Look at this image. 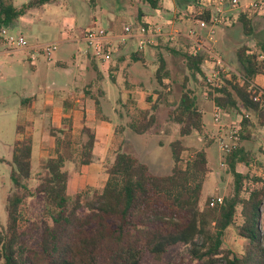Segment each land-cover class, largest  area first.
I'll return each instance as SVG.
<instances>
[{
  "label": "trees",
  "instance_id": "16d2710c",
  "mask_svg": "<svg viewBox=\"0 0 264 264\" xmlns=\"http://www.w3.org/2000/svg\"><path fill=\"white\" fill-rule=\"evenodd\" d=\"M56 0H30L17 9L13 0H0V31L14 28L18 19L34 7H42ZM91 3L94 0H89ZM156 9L158 0H144ZM195 0H176L178 7ZM246 39L255 41V50L246 45L237 51L242 70L240 76L224 79L221 88L208 91L212 101L225 111H237L241 116V142L252 137L251 127H264V100L255 101L258 89L249 90L252 80L264 64V36H258L254 22L241 16ZM166 50L181 56L193 77L202 76V55L190 56L166 46ZM132 58L140 60L138 53ZM261 59V61H259ZM94 69L97 66L92 62ZM169 76L166 63L160 59L156 72L159 83ZM176 107L168 110L170 120L179 126L181 137L193 132L203 134V114L193 92L184 87ZM162 96V93L159 94ZM151 102V98L148 97ZM98 104V101H96ZM158 105L137 110L132 117L130 129L139 135L151 131L157 124ZM251 116L256 121L253 123ZM24 128L17 126V134ZM65 138L61 143L55 130L56 156L43 165L44 173L34 177L31 137L15 141L10 161L0 158L10 168L12 189L6 196V223L0 229V261L2 264H141L146 254L160 260L171 247L182 244L190 247L193 261H217L224 264H264V235L261 230V208L264 204V181L246 194L249 176L238 169L250 165V156L241 142L224 162L233 176V193L221 204L211 206L216 197H207L203 203L204 184L209 174L205 150L188 149L182 140L170 144L173 160L171 172L155 175L148 165L137 156L118 151L113 162L106 168L107 182L104 188L92 193H68L70 174L64 169L66 161L72 160L71 133L59 130ZM85 140L79 152V163H92L97 142L93 131L84 126ZM191 157L183 159L184 152ZM36 180V184L31 182ZM43 197L40 238L31 246L27 238L29 230L23 225L21 208L26 199ZM240 209L241 223L236 225ZM246 241L241 254L224 248V236L230 227ZM176 264H188L183 258Z\"/></svg>",
  "mask_w": 264,
  "mask_h": 264
},
{
  "label": "rangeland",
  "instance_id": "374dc122",
  "mask_svg": "<svg viewBox=\"0 0 264 264\" xmlns=\"http://www.w3.org/2000/svg\"><path fill=\"white\" fill-rule=\"evenodd\" d=\"M28 0H13L16 7H22ZM78 7H81L80 2ZM82 8L84 16L81 17V12L76 7L77 21L68 28L69 22L60 23L57 28H50V32L39 31L38 25L33 27L29 33L26 30H21L24 36L36 39L41 43L55 42L59 49L55 51L48 63L47 59L39 55L37 60L29 61L30 52L23 49H16L7 54L4 52V47L0 48V157L5 161L10 160L9 145L12 144L15 138V126L19 118H24L20 110L16 109L20 106L21 99L26 96H36L37 99L32 105L35 111H28L30 119L32 118V127H28V131H34L33 127H40L42 132L35 129L33 140L35 141L41 135L35 144V157L33 158L34 177L44 173L43 165L49 157H55V146L61 149L62 145L56 143L55 138H59L61 143L65 141L62 133L59 130L70 128L72 160L66 161L64 169L72 174L70 182V192L92 193L93 191H101L105 185L107 173L106 168L112 163L115 152L118 147V140L121 141L122 151L129 152L137 156V158L147 164L150 172L155 175H167L173 167L170 144L176 140H182L188 149L205 150L209 174L206 183V192L214 195V197L225 198L233 193V176L230 173L227 165H222L224 155L220 152L215 137L219 134V126L213 122L211 100L206 97L209 89L206 86L205 80L195 79L187 70L185 62L181 56L173 55L166 50L167 45L159 46H144L143 52L146 59H150L149 48H154L156 53L162 52L166 59V68L169 71L168 80L171 86L170 91L159 83L156 77V71L148 72L146 66L142 63L134 61L132 54L138 49V44L135 41H130L128 46L123 47L117 53L112 63L109 65L111 70L96 63L98 72L93 69L90 61H87L83 74V81L76 87L74 77L79 74V69L76 64L83 63L85 59L79 51L85 47L84 43L66 44V38H72L73 34H78L90 22L93 16L92 8L88 0H82ZM191 4V3H190ZM98 13L99 24L105 28L108 26V18L114 16L127 18L131 12L136 9H122L119 7L117 0H101ZM115 11H112V10ZM180 13L189 17L186 5L179 7ZM32 8L29 10L31 11ZM80 12V13H79ZM32 14H36L32 12ZM95 20L92 23H96ZM44 25H47L44 22ZM256 25V24H255ZM264 25V20L260 21V28ZM178 29H181V24H177ZM71 30L67 33L66 29ZM231 30L228 37L223 36L227 30ZM257 29V27H256ZM111 30V29H109ZM13 34H18L19 28L11 29ZM264 36V32H262ZM222 35V36H221ZM215 51L222 59L229 64L239 74L242 67L237 59V50L247 42V47L254 50V43L248 42L243 36L242 26L239 22L231 28H219L216 36ZM59 42V43H58ZM171 48L170 46H168ZM137 53L139 51H136ZM121 59L118 60V58ZM158 57V58H157ZM75 58V60L73 59ZM66 62L68 67L64 70L57 62ZM261 61V59L259 60ZM153 64L157 70L159 66V56L156 55ZM114 65L117 66V71H113ZM35 67L36 69H34ZM101 68V70L99 69ZM264 70V64L262 65ZM35 71V72H34ZM113 71V72H112ZM112 74L115 76V82L112 81ZM131 75L135 79H130ZM46 79V80H45ZM51 81L61 84V93L53 94L54 87ZM184 87L190 89L197 99V105L203 114V134L193 132L190 136L181 137L179 126L173 123L168 117V110L176 107ZM213 89L212 87H210ZM142 93L141 100L143 104L151 106L153 103L158 105L156 112L157 124L149 132L143 135L134 133L128 129L130 115L137 114L138 102L131 104L127 100L132 99V95ZM162 93V96L159 94ZM158 94V97L155 95ZM46 95H52V105L44 108ZM95 97L99 99L102 112L96 116L95 103L91 99ZM148 97L151 98V103H147ZM133 100V99H132ZM67 101L76 102L77 105L72 107L67 112ZM81 101V102H80ZM134 101V100H133ZM124 103L131 108L127 110ZM42 110H39L41 109ZM29 107V109H31ZM17 110V111H16ZM39 110V111H37ZM83 116L91 117L89 125L100 138V144L97 147L96 155L98 157L91 166H82L79 163V152L81 144L85 140V136L81 134V119ZM104 117V119H102ZM240 119L237 111H225L221 125H232ZM253 123L256 119L250 117ZM22 122V121H20ZM58 125V127H57ZM123 126V130L119 126ZM39 128V129H40ZM60 128V129H58ZM55 130L56 137H52L50 130ZM40 131V130H39ZM97 131H99L97 133ZM252 137L249 141H242L241 145L250 156V165L242 167L238 170L249 176L246 181V194L255 187H260L259 182L255 179L264 181V127L259 125L251 127ZM116 134V136H115ZM56 138V139H57ZM125 139L128 143H125ZM117 140V141H116ZM107 142V143H105ZM109 142V143H108ZM191 157V152H184L183 159L187 160ZM11 168L6 162H0V229L6 223V196L12 189L10 178ZM36 180L31 182V185L36 184ZM203 203V201H202ZM43 197L35 196L26 199L25 204L21 208V217L23 225L29 230L27 238L28 243L34 246L40 238V221L42 213ZM261 230L264 235V204L261 208ZM240 209L236 218V225L241 223ZM246 241L237 235L235 227H230L224 236V248H228L241 254ZM184 259L188 264H200L198 261H193L190 254V247L186 245H176L168 249L165 255L160 259H155L152 255L146 254L141 264H176L180 259ZM2 264V261H0ZM202 264H224L217 261H205Z\"/></svg>",
  "mask_w": 264,
  "mask_h": 264
},
{
  "label": "built area",
  "instance_id": "2783aa9c",
  "mask_svg": "<svg viewBox=\"0 0 264 264\" xmlns=\"http://www.w3.org/2000/svg\"><path fill=\"white\" fill-rule=\"evenodd\" d=\"M187 13L194 21V26L186 33L179 30L166 31L164 26L138 20L125 22L117 33L98 22L91 23L79 36V40L85 45L83 54L90 61L109 70L114 56L123 47L128 46L130 41L137 42L138 50H142L144 46L154 47L163 44L190 56L202 55V79L205 80L206 86L209 90L210 87L221 88L224 79H232L234 72L216 53L214 37L219 28L232 27L239 22L242 15L251 20L264 17V0H195L187 7ZM166 25L170 26L172 23ZM2 47L7 52L16 49L27 50L30 52L31 61L42 55L48 63L52 61L51 56L58 49L56 43H35L21 33L13 34L10 28H3L0 31V48ZM248 89L256 88L250 85ZM206 97L211 99L208 93ZM263 100L264 91H259L255 101ZM212 102L213 122L219 126V134L215 141L220 152L227 155L241 142V116L232 125H221L225 110ZM222 165H225L224 161ZM223 199L216 197L211 206L221 204Z\"/></svg>",
  "mask_w": 264,
  "mask_h": 264
},
{
  "label": "crops",
  "instance_id": "0c3cea01",
  "mask_svg": "<svg viewBox=\"0 0 264 264\" xmlns=\"http://www.w3.org/2000/svg\"><path fill=\"white\" fill-rule=\"evenodd\" d=\"M29 1L30 0H28L24 5H26ZM77 1L80 2L79 4H81V7H78V2ZM88 2L90 4V6H91L92 11H93L94 14L91 17L90 22H88V24H86L85 27H87L88 25H90L95 20H98V23H99V18H98L97 15H99L98 10L100 9L99 8V5H100L101 0H94L93 3H91L88 0ZM117 3H119V7L122 8V9L124 7H125L124 9L129 8L130 5H131V8L132 9H135V8L136 9L134 10V12H131L128 15L127 18H122V17L114 16L113 14L111 15V17L108 18V26H107V28L108 29H111V31L116 32V33L120 31L122 25L125 22H129V21H132V20H138V21H141V22L152 23V24H155V25H158V26L159 25L160 26H164L165 27L164 29H166V31H169V30H179V31H182L184 33H186V31L188 29H191L194 26V21L192 20V18L190 16L187 17L183 13H180V9H179V7L176 4V0H158V6H157L156 9L151 8V6L147 2H145L144 0H117ZM82 5H83L82 0H56L54 2L45 4V5H43L40 8L39 7H34V8H32L31 11H27L24 15H22L18 19V21L16 22L15 27L19 28V32L20 33L22 32L21 31L22 29L23 30H26L29 33V31L32 30L33 27H35L37 25H38L39 31L50 32L49 31L50 28H57L60 25V23L69 22V24L66 23L68 25V28H69V27H71L72 24H75L76 21H77V17H76V14H75L77 12L76 11L77 9H78V11H80L82 13L81 14V17L84 16ZM189 5L190 4L186 5V10H187V7ZM22 7H20V8H22ZM74 7H76L77 9L75 11L73 10V12H72V9ZM16 8L17 9H20L18 7H16ZM112 11H115V10L113 9ZM32 12H35L36 14H32ZM263 20H264V17L252 19V21L254 22V25L256 24L255 25V29L257 27L256 32H257V34H258L259 37H260V33L264 32V25L260 28V21H263ZM44 22H46L47 25H44ZM167 23H172V25L167 26L166 25ZM177 24L178 25L181 24V29H178L176 27ZM68 28L66 29L67 33L71 30V28L69 30H68ZM228 28H231V27H228ZM81 32H79L78 34H73L72 38H66V44L68 46H71V44H80V43H82L79 40V36H80ZM230 33H231V30L228 29L227 32L223 34V36L228 37L230 35ZM242 33H243V31H242ZM28 39H30L31 41H33L35 43L47 44V43H41V42H39L40 40L38 38H36V39H34V38L33 39L28 38ZM247 40H248L249 43L253 41L252 39H247ZM51 43H55V42H51ZM215 44H216V40H215L214 46H215ZM246 44H247V42H244V45H246ZM57 46H58V44H57ZM247 46H250V45H247ZM248 48H251V47H248ZM254 48H255V43H254ZM58 49H59V47H58ZM149 50H150V57H149L150 59H146V56H145V54L143 52V49L142 50H138V49L136 50V51H139L138 54L140 56V58H139L140 60L136 61L132 57L131 58L134 61L138 62L137 64L142 63V66L148 67V68H146V70L148 72H152V73L154 71L157 72L159 66H158V68L156 70L155 69V65L153 64L154 59L156 58V55H157V56H159V65H160V59L161 58H163L164 61H165V63H166L165 55L162 52H157L156 53V51H155L154 48H149ZM83 51H84V49L82 51H79V53H81V55L85 59V61L83 63H81V65L79 63L76 64L77 68H81V69H79V74L77 75V77H74V81L76 83V87L75 88H78L79 85L82 83V81H83V78L82 77H83V74H84V71H85L84 69H85L86 66H88L87 65V61H90V59H88L87 57L84 56ZM136 51H135V53H137ZM4 52L6 53L7 51L4 49ZM9 53H11V51L10 52L9 51L7 52V54H9ZM28 59H29L30 62H32L30 60V58H28ZM73 59L75 60V58H73ZM119 59H121V57H119L118 60ZM92 62H94V61H90L91 64H92ZM94 63L96 64V62H94ZM59 64H60V66L62 68H64V70H67L68 65H67L66 62H60L59 61V62H57V65H59ZM227 66H229L232 69V67L229 64H227ZM92 67H93V65H92ZM99 67H100V65H99ZM33 68L36 69L35 67H33ZM93 69H94V67H93ZM99 69L101 70V68H99ZM118 69H121V67L120 68H117V66L114 65V68L112 70L113 71H117ZM110 70H111V68H110ZM232 70L234 72V75L238 76V81H241L242 78H241L240 74L238 72H236L234 69H232ZM95 71L100 75V73L98 72V68ZM167 71H168V69H167ZM168 77L169 76L164 77L162 79V83H161L164 86V88L166 89V92L170 91V89H171V86L168 85L170 83V81L168 80ZM194 78L196 80L197 79H200L199 76H196ZM115 79H116L115 76L112 74V81L115 82ZM130 79L133 80V79H135V77L133 75H131V78ZM242 82H243V80H242ZM242 82H240V83H242ZM49 85H51L52 87H54L53 88L54 89V92L52 93V95L53 94L61 93V91H62L60 89L61 86H62L61 84H57L56 82L51 81V84H49ZM250 85H253L259 91H264V70H261V72L255 76V78L252 80V82H251ZM155 95L158 97V94H155ZM51 96L50 95H46L45 102H44V108L47 107V106H51L52 105V97ZM141 97H142V93H137L134 96L132 95V99L134 101L132 99H129L125 103L127 104V102L129 101V103H131V104H136L135 101H137L138 102V108H139V110H145V109L150 108V106H147L146 105V102H145V104H143L142 101H140L141 100ZM36 99H37L36 96H26L25 98L21 99L20 106L18 108H16V109H18V110L21 111L22 115H24L23 116L24 118H19V120L17 121V124L15 126V138L13 139L12 144L9 145V151H8L9 154L12 153V151H13V145H14L15 141L20 140V139H22L24 137H31L32 138V142H33L32 164H33V158L35 157V144H36V140L41 136V135H39V137H37L36 140L34 141L33 140V134H34L35 129H38L37 131L39 133L42 132V129L40 127H33L34 128L33 133L30 132V131H28V127H32V123H33V121H32L33 119L32 118L30 119L29 112L28 111H32L33 112V111L36 110V109H32L31 108L32 105L34 104V102L36 101ZM91 99L95 103L96 116L97 115L99 116V114H101V112H102L101 105H100V101H99V99H97L95 97H91ZM96 101H98V104H96ZM125 103H124V106L128 110L129 106H127ZM147 103L149 104L151 102L147 101ZM209 103H211L212 108H213V102H212V100ZM66 104H67V112L72 107H75L77 105V103L76 102H73V101H67ZM29 107L31 109H29ZM39 110H42V107ZM39 110H37V111H39ZM129 110H131V108H129ZM201 113H202V111H201ZM133 116H134L133 114L130 115V118L131 119H130V122L128 123V125H129L128 129H130V123H131V120H132V117ZM91 119L92 118L89 117V116H88V120H87V117L86 116H83L82 117V119H81V125H82L81 131H82V129H83L84 126L90 128L93 131L92 127L89 125V123H90L89 120H91ZM102 119H104V117H102ZM236 120H237V117H236ZM20 121H22V122H20ZM18 125H20V126H22L24 128V130L22 131L21 134H17V132H16V129H17V126ZM57 127H58V125H57ZM119 128L123 130V126L120 125ZM58 129H60V128H58ZM66 130H69L70 131V128H68ZM98 132L99 131H97V133ZM93 133L95 134V137L97 139V142H96V144L94 146V150H93L92 163L90 165H88V166L93 165L94 162H95V160L98 159V157H97V155H96L95 152L97 150V147L100 144V138L98 137V135L94 131H93ZM81 134H82V132H81ZM115 136H116V134H115ZM52 137L54 138L53 135H52ZM71 137H72V135H71ZM55 140H56V138H55ZM117 142H118V147H117V151L115 152V155H116V153L118 151H122L120 139ZM105 143H107V142H105ZM125 143H128L126 141V139H125ZM55 148H56V146H55ZM245 152H247V151L245 150ZM11 157H12V154H11ZM49 158H52V157H49ZM10 160H11V158H10ZM10 160H7V161H10ZM68 172L70 174V178H69V182H68V193L71 194V195H74V194H72L70 192V182H71L72 174H71L70 171H68ZM33 174H34V165H33ZM107 178H108V176H107ZM107 178H106V182H107ZM106 182H105V184H106ZM206 183H207V180H206V182L204 184V195H203L202 201H204L207 197L214 196V195L208 194L206 192ZM76 193H78V192H76Z\"/></svg>",
  "mask_w": 264,
  "mask_h": 264
}]
</instances>
